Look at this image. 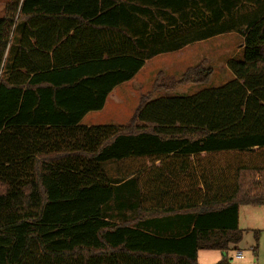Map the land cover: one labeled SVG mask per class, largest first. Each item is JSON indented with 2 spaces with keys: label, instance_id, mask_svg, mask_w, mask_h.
Listing matches in <instances>:
<instances>
[{
  "label": "trees",
  "instance_id": "1",
  "mask_svg": "<svg viewBox=\"0 0 264 264\" xmlns=\"http://www.w3.org/2000/svg\"><path fill=\"white\" fill-rule=\"evenodd\" d=\"M151 3L159 1L6 3L0 16V264H200L201 250L221 251L216 264H230L228 253L240 249V206L264 205V9L233 21L244 43L242 58L228 64L231 81L172 95L180 85L207 83L213 69L202 61L180 77L161 72L128 124L81 123L147 59L180 47L152 49ZM47 23L62 29L49 44H34L45 33L36 24ZM14 27L29 60L8 65L5 76ZM36 44L55 47L53 58L64 54L63 60L35 67ZM97 59L110 68L82 78L80 63ZM86 90L88 99L77 96ZM176 150L196 154L193 173L164 169ZM110 161L113 177L104 167ZM182 212L194 217L187 225L193 228L170 230L174 221L167 217Z\"/></svg>",
  "mask_w": 264,
  "mask_h": 264
},
{
  "label": "crops",
  "instance_id": "2",
  "mask_svg": "<svg viewBox=\"0 0 264 264\" xmlns=\"http://www.w3.org/2000/svg\"><path fill=\"white\" fill-rule=\"evenodd\" d=\"M7 1L9 0H0V16L4 14V8ZM158 1V4H150L152 11L155 10V13L149 16L150 30L152 34H154L157 38L156 41L152 43V49L161 47L173 48L177 45H180V47L178 49L162 51L160 53H157L150 59H147L142 68L132 79L115 85V87L109 92L102 109L90 110L83 117L81 121L83 125H103L101 123H97L98 115L99 117H101V115L108 109L109 105H114V107L116 106L120 108L122 103L126 101L125 96L127 94L130 95L131 93V90H129V88H126V86L133 83V81L146 69L149 71L152 65L154 68L152 69L154 74L162 72L167 75H173L184 72L186 68L196 65L202 60H206L209 63V66L213 68H215V66H212L211 64H229V62L232 60H240L243 55L244 36L239 29L232 27L233 21L235 20L237 23H239L240 20L244 21L245 19L252 17L253 15L255 16V14L259 12L258 10L261 11L264 9V0L258 3H256L255 0H253L252 3L248 2L247 0ZM234 1L236 3V8L232 10L233 5L235 4ZM231 11H234V13H231ZM154 15L156 17H153ZM216 17H219L217 21ZM216 23H218V25ZM157 24H159L160 27H158ZM15 27L12 32L7 56L3 61L2 69H5V76L8 75V71H6L8 65L20 60L21 58L27 61L29 60L28 52L26 54L20 53L22 34L20 32V28L15 29ZM63 27H65V25ZM219 28L224 29L225 31L204 37L205 34H208L213 30L216 31ZM34 29H36V31L45 33L38 34V39L36 37V39H31V41L34 44L38 41L39 45H47L51 41H54L57 32L62 28L59 26V24L47 23L38 25L36 24V28ZM54 49L55 47H53V49H42L36 44V50H34L33 48L31 52L32 62L34 63L33 65L36 67V63H38L39 65H43L46 64L47 61H51V63H54L56 60L62 61V56H64V54H58L53 58ZM103 60L104 59H97L86 61L85 63H80L82 67L80 69L82 70H80L81 73H79V75L83 74L82 78H96L97 76L92 74H101L102 72H104L103 70L105 68H110L109 64L104 63ZM72 66L79 65L75 64ZM71 73L72 74H70V79L75 77L77 72L73 70V72ZM108 79L109 80L106 83H109L111 78ZM101 81L104 82V80ZM76 94L77 96H79V98L83 97L84 99H88L90 92L89 90H86L85 92H83V94L80 92H77ZM163 94L166 95L165 93ZM111 120L110 123L104 124L118 125L117 123H112ZM202 154L207 155V153ZM167 156L168 162H166L167 164L166 166H164V169L168 173L170 168L179 170L181 175H184L188 172H194L193 167L196 165L195 160L197 157L195 153H182L176 150L172 151ZM157 165H159V162L157 163ZM178 185H182V183L180 182L179 184H177V186ZM182 186H184V188L182 187L183 189L189 188L188 184H183ZM134 190H139V187L134 186ZM179 202L180 204L187 203L186 200H180ZM242 206H240L239 208V226ZM167 218H172V221H174L173 225H167L168 228L170 227V230L173 229L172 231H188L193 228L192 225L187 226L188 224H190V218H194L188 212H182L180 214ZM203 251L206 250H201L198 253V261L200 264L202 263L200 262L199 257L200 253ZM222 258L223 254L221 252V255L217 256L215 262L218 263L220 260H222Z\"/></svg>",
  "mask_w": 264,
  "mask_h": 264
},
{
  "label": "rangeland",
  "instance_id": "3",
  "mask_svg": "<svg viewBox=\"0 0 264 264\" xmlns=\"http://www.w3.org/2000/svg\"><path fill=\"white\" fill-rule=\"evenodd\" d=\"M202 61H205L206 65L209 66V63L206 60ZM211 65L215 66V68L212 67L213 74L207 83L183 84L177 87V89H175V92H171L169 94L190 95L199 91H203L205 89L222 86L234 78V74L230 70L228 64L216 63ZM150 68L151 69L149 71L146 69L133 81V83L126 86V88H129V90H131V93L130 95L127 94L125 96L126 101L122 103L120 108L116 106L114 107V105H109L108 109L101 115V117H99L98 115L97 123H110V120L116 117L115 119L111 120L112 123L114 122L118 125L128 124L135 110L140 104L141 97L144 94L151 92L154 82L159 74H154V72L152 71V69H154L153 65ZM188 68H186L185 71ZM184 72L180 74L168 75L173 77H180ZM163 93L164 92H159L158 94L156 93V96L163 95ZM104 167L106 168L110 177H113L115 172L114 162H106L104 163ZM240 228L243 231V239L239 243L240 249L231 250L228 253L230 264H264V205L242 206ZM238 250L243 252L244 258L236 257V253ZM218 255H221L220 251L206 250L200 253L199 260L202 264H214L216 263L215 261Z\"/></svg>",
  "mask_w": 264,
  "mask_h": 264
},
{
  "label": "built area",
  "instance_id": "4",
  "mask_svg": "<svg viewBox=\"0 0 264 264\" xmlns=\"http://www.w3.org/2000/svg\"><path fill=\"white\" fill-rule=\"evenodd\" d=\"M236 257H238V258H244V255H243L242 252L238 251V252L236 253Z\"/></svg>",
  "mask_w": 264,
  "mask_h": 264
}]
</instances>
